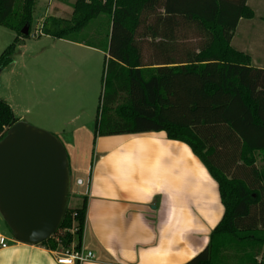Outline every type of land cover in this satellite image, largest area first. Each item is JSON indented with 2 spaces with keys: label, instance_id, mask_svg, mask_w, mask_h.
Segmentation results:
<instances>
[{
  "label": "trees",
  "instance_id": "obj_1",
  "mask_svg": "<svg viewBox=\"0 0 264 264\" xmlns=\"http://www.w3.org/2000/svg\"><path fill=\"white\" fill-rule=\"evenodd\" d=\"M247 2L77 0L71 19L50 17L42 27L43 35L83 43L82 33L107 19L103 41L85 42L109 54L95 136L165 132L188 145L217 182L225 215L208 247L186 264H264V167L257 166L264 155V69L232 46L239 22L255 18ZM36 3L0 0V27L17 34L0 55L1 70L13 66L20 42L31 37ZM19 121L0 99V141ZM87 212L88 199L68 208L42 246L81 250Z\"/></svg>",
  "mask_w": 264,
  "mask_h": 264
},
{
  "label": "crops",
  "instance_id": "obj_2",
  "mask_svg": "<svg viewBox=\"0 0 264 264\" xmlns=\"http://www.w3.org/2000/svg\"><path fill=\"white\" fill-rule=\"evenodd\" d=\"M247 5L253 10L249 0ZM244 20L235 32L240 52L251 57L253 67L264 69L256 59L257 36L252 37L256 26H246V31L239 33ZM6 30L0 27V55L12 44ZM64 41L81 51L71 49L63 57V72L72 52L93 57L95 67L102 69L104 64L105 70L108 53ZM20 46L13 65L22 55ZM68 88L65 83L60 88L63 103ZM93 118L94 131L98 110ZM75 168L77 179L70 190L69 208L79 209L88 199L82 248L95 258L86 264H186L208 247L225 215L219 186L207 168L188 145L169 140L165 132L97 136L93 152ZM78 180L83 184L78 185ZM57 256V251L42 245L17 242L0 251V264H58Z\"/></svg>",
  "mask_w": 264,
  "mask_h": 264
},
{
  "label": "rangeland",
  "instance_id": "obj_3",
  "mask_svg": "<svg viewBox=\"0 0 264 264\" xmlns=\"http://www.w3.org/2000/svg\"><path fill=\"white\" fill-rule=\"evenodd\" d=\"M76 2L77 0H38L31 37L20 42L19 50L22 55L0 78V98L14 107L17 116L23 117V122L29 125L55 135L63 143L72 165L70 170H74L71 175L72 189L75 188L77 179L75 165L79 162L82 164L87 153L93 152L96 127L93 131L92 122L95 123V118L92 121V114L97 115L104 91V64L102 69L99 65L97 69L93 57L72 52L63 72V57L71 49H78V52L81 50L64 40L43 35L42 27L50 17L71 19ZM249 2L257 18L244 20L239 26V33L245 32L246 26H256L252 33V37L255 34L257 36V40L254 39L255 49L259 53L256 59L264 65V0ZM105 20L97 19L82 33L79 40L84 44L103 41L109 29L107 19ZM6 33L13 38V43L17 34L11 30H6ZM235 34L232 45L241 51L239 37ZM63 83L69 87V95L64 103L58 95ZM46 107L48 111H45ZM257 166L264 167V155L258 156ZM0 233L14 239L1 214ZM72 247L75 248V245Z\"/></svg>",
  "mask_w": 264,
  "mask_h": 264
},
{
  "label": "water",
  "instance_id": "obj_4",
  "mask_svg": "<svg viewBox=\"0 0 264 264\" xmlns=\"http://www.w3.org/2000/svg\"><path fill=\"white\" fill-rule=\"evenodd\" d=\"M70 190V161L63 143L23 121L10 128L0 141V214L13 238L42 245L54 237L69 208Z\"/></svg>",
  "mask_w": 264,
  "mask_h": 264
},
{
  "label": "built area",
  "instance_id": "obj_5",
  "mask_svg": "<svg viewBox=\"0 0 264 264\" xmlns=\"http://www.w3.org/2000/svg\"><path fill=\"white\" fill-rule=\"evenodd\" d=\"M78 185H82L83 181L78 180ZM13 243H17L14 239L13 241L10 240L3 234H0V251L5 250L11 247ZM58 256L56 258L58 264H86L92 261L95 258V255L90 252L86 251L84 248L81 250H76L75 248L71 247L66 251H57Z\"/></svg>",
  "mask_w": 264,
  "mask_h": 264
}]
</instances>
